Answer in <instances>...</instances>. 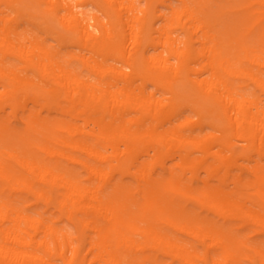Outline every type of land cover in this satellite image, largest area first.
I'll use <instances>...</instances> for the list:
<instances>
[{
  "label": "bare ground",
  "instance_id": "bare-ground-1",
  "mask_svg": "<svg viewBox=\"0 0 264 264\" xmlns=\"http://www.w3.org/2000/svg\"><path fill=\"white\" fill-rule=\"evenodd\" d=\"M141 1L0 0V264H264V0Z\"/></svg>",
  "mask_w": 264,
  "mask_h": 264
},
{
  "label": "rangeland",
  "instance_id": "rangeland-1",
  "mask_svg": "<svg viewBox=\"0 0 264 264\" xmlns=\"http://www.w3.org/2000/svg\"><path fill=\"white\" fill-rule=\"evenodd\" d=\"M143 4H144V1L142 0V1L140 2V5L143 6ZM85 10L88 11L89 13H97L95 7L92 6V5H90V4H88V5L86 6ZM159 25H160V21L157 20V21L155 22V27H158ZM256 93H257V95L261 96V98H262V103L264 104V96H262V95L260 94V91H259V90H256ZM167 262H169V260H168ZM173 264H179V263L175 262V263H173Z\"/></svg>",
  "mask_w": 264,
  "mask_h": 264
}]
</instances>
